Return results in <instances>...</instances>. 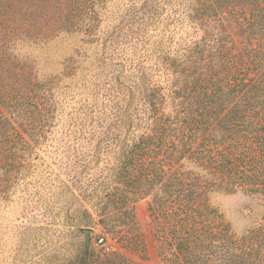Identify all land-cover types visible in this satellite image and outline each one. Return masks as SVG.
Returning a JSON list of instances; mask_svg holds the SVG:
<instances>
[{"label":"rangeland","instance_id":"374dc122","mask_svg":"<svg viewBox=\"0 0 264 264\" xmlns=\"http://www.w3.org/2000/svg\"><path fill=\"white\" fill-rule=\"evenodd\" d=\"M195 1L0 0V110L13 119L0 125V264H92L101 237L160 264L150 197L127 209L114 197L123 154L247 46ZM211 201L238 236L264 222V195Z\"/></svg>","mask_w":264,"mask_h":264},{"label":"trees","instance_id":"16d2710c","mask_svg":"<svg viewBox=\"0 0 264 264\" xmlns=\"http://www.w3.org/2000/svg\"><path fill=\"white\" fill-rule=\"evenodd\" d=\"M195 3L200 18L235 22L247 46L226 52L195 80L189 107L159 115L123 154L114 197L126 209L150 197L160 264H264V222L238 236L211 201L218 190L264 195V0ZM12 120L0 110V125ZM112 252L92 264H134Z\"/></svg>","mask_w":264,"mask_h":264},{"label":"built area","instance_id":"2783aa9c","mask_svg":"<svg viewBox=\"0 0 264 264\" xmlns=\"http://www.w3.org/2000/svg\"><path fill=\"white\" fill-rule=\"evenodd\" d=\"M110 233H112V232H110ZM99 242H101V243L104 244V246H105V249L104 250L106 252H112V251H114V246L112 244H109L105 237H101L99 239Z\"/></svg>","mask_w":264,"mask_h":264},{"label":"water","instance_id":"95a60500","mask_svg":"<svg viewBox=\"0 0 264 264\" xmlns=\"http://www.w3.org/2000/svg\"><path fill=\"white\" fill-rule=\"evenodd\" d=\"M89 243H90V238L88 237L87 238V247H88Z\"/></svg>","mask_w":264,"mask_h":264}]
</instances>
